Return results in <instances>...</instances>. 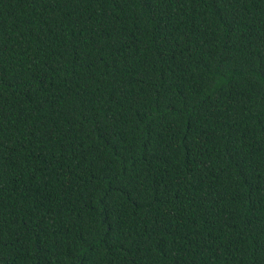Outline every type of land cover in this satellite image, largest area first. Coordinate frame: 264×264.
<instances>
[{"label": "trees", "instance_id": "obj_1", "mask_svg": "<svg viewBox=\"0 0 264 264\" xmlns=\"http://www.w3.org/2000/svg\"><path fill=\"white\" fill-rule=\"evenodd\" d=\"M0 264H264V0H0Z\"/></svg>", "mask_w": 264, "mask_h": 264}]
</instances>
